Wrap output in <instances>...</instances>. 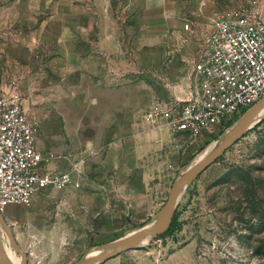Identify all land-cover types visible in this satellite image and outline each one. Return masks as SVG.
Here are the masks:
<instances>
[{
  "label": "rangeland",
  "instance_id": "rangeland-1",
  "mask_svg": "<svg viewBox=\"0 0 264 264\" xmlns=\"http://www.w3.org/2000/svg\"><path fill=\"white\" fill-rule=\"evenodd\" d=\"M168 1L178 13L195 4ZM143 10L141 1L113 0L121 45L98 68L53 65L50 50L17 49L15 38L0 51V85L20 78L24 106L40 122L38 146L88 161L79 187H48L31 206L8 207L29 264H75L149 223L179 174L219 140L192 144L145 120L182 93L195 45L182 14L159 7L142 31ZM56 166L70 168L63 158ZM174 218L173 232L100 264H264V117L188 185Z\"/></svg>",
  "mask_w": 264,
  "mask_h": 264
},
{
  "label": "built area",
  "instance_id": "built-area-1",
  "mask_svg": "<svg viewBox=\"0 0 264 264\" xmlns=\"http://www.w3.org/2000/svg\"><path fill=\"white\" fill-rule=\"evenodd\" d=\"M183 31L195 45L186 85L145 120L192 143L211 141L264 97V0H235L206 21L186 18ZM24 101L19 77L0 85V213L6 219L10 205L29 207L43 189L79 187L88 164L84 154L40 148V122ZM62 158L69 169L56 166Z\"/></svg>",
  "mask_w": 264,
  "mask_h": 264
},
{
  "label": "crops",
  "instance_id": "crops-1",
  "mask_svg": "<svg viewBox=\"0 0 264 264\" xmlns=\"http://www.w3.org/2000/svg\"><path fill=\"white\" fill-rule=\"evenodd\" d=\"M137 1L143 5L142 19L148 25L142 31H148L159 7L166 5V12L168 8L182 14L184 20L206 21L235 0H195L181 13L178 6H167L168 0ZM121 31L124 28L113 14V0H0V51L6 52V39L15 38L17 49L50 50L53 65L80 67L83 63L98 68L108 51L120 47Z\"/></svg>",
  "mask_w": 264,
  "mask_h": 264
},
{
  "label": "water",
  "instance_id": "water-1",
  "mask_svg": "<svg viewBox=\"0 0 264 264\" xmlns=\"http://www.w3.org/2000/svg\"><path fill=\"white\" fill-rule=\"evenodd\" d=\"M264 106V97L244 116L241 117L235 124L229 127L222 135H225L224 140L208 155L202 158L199 162L194 164L188 169L184 174H179L173 183L170 193L162 210L158 214V219L154 224H145L142 227L136 228L135 230L127 233L121 237L119 246L114 249L107 251H97L95 253L86 254L82 259L77 261L75 264H100L108 261L118 255L132 250L140 245V242L147 235H158L164 233L173 221V214L177 206V202L180 198L181 190L192 183L199 175H201L210 165H212L223 153H225L229 148L236 144L239 139H241L255 124H253L258 113ZM232 128L231 130H229ZM186 187V188H187ZM0 224L6 228L9 241L16 253L21 255L22 264H29V257L27 253L21 248L17 237L13 230V227L9 224L7 219L0 213ZM120 239V238H119ZM0 264H13V262L8 257L3 243L1 241V231H0Z\"/></svg>",
  "mask_w": 264,
  "mask_h": 264
},
{
  "label": "bare ground",
  "instance_id": "bare-ground-1",
  "mask_svg": "<svg viewBox=\"0 0 264 264\" xmlns=\"http://www.w3.org/2000/svg\"><path fill=\"white\" fill-rule=\"evenodd\" d=\"M264 117V106L263 108L260 110V112L258 113L257 117L255 118L253 124L258 123L262 120V118ZM232 128H230L229 130H231ZM225 138V135H222L220 138H218L219 140H215L214 142H212L206 149H204L201 153H199L197 155V157L193 160V162L187 167L185 168L181 174H184L188 171V169L190 167H192L194 164H196L197 162H199L202 158H204L206 155H208L210 152H212ZM187 186H185L181 192L180 195L183 194L184 190L186 189ZM158 219V215L153 218L148 224H154ZM0 231H1V241L3 243V247L8 255V257L10 258V260L13 262V264H22V257L21 255L19 256L18 253L16 254V252L14 251V249L12 248L10 241H9V236L7 233V230L5 227H3L0 224ZM152 237V235H147L145 238L142 239V241L140 242V245L142 243L147 242L150 238ZM121 241V238L116 240L113 243L101 246V247H96L94 248L92 251H90L88 254L91 253H95L97 251H107L110 249H114L117 246H119Z\"/></svg>",
  "mask_w": 264,
  "mask_h": 264
},
{
  "label": "trees",
  "instance_id": "trees-1",
  "mask_svg": "<svg viewBox=\"0 0 264 264\" xmlns=\"http://www.w3.org/2000/svg\"><path fill=\"white\" fill-rule=\"evenodd\" d=\"M210 142V141H208ZM177 222H178V219L177 218H174L171 225L169 226V228L167 229L166 233L169 232H173L175 229H176V225H177Z\"/></svg>",
  "mask_w": 264,
  "mask_h": 264
}]
</instances>
